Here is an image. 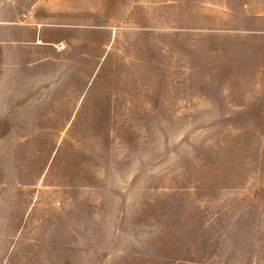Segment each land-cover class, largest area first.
<instances>
[{"label": "rangeland", "instance_id": "374dc122", "mask_svg": "<svg viewBox=\"0 0 264 264\" xmlns=\"http://www.w3.org/2000/svg\"><path fill=\"white\" fill-rule=\"evenodd\" d=\"M0 264H264V0H0Z\"/></svg>", "mask_w": 264, "mask_h": 264}]
</instances>
